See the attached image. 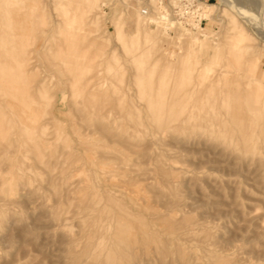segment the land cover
<instances>
[{
    "label": "rangeland",
    "instance_id": "374dc122",
    "mask_svg": "<svg viewBox=\"0 0 264 264\" xmlns=\"http://www.w3.org/2000/svg\"><path fill=\"white\" fill-rule=\"evenodd\" d=\"M160 1L0 0V264H264V0Z\"/></svg>",
    "mask_w": 264,
    "mask_h": 264
},
{
    "label": "built area",
    "instance_id": "2783aa9c",
    "mask_svg": "<svg viewBox=\"0 0 264 264\" xmlns=\"http://www.w3.org/2000/svg\"><path fill=\"white\" fill-rule=\"evenodd\" d=\"M197 0H179L178 4L176 5V10H174L173 16L177 18L178 22H182L187 26H193V23L197 24L198 26L201 25L204 18H200L195 11ZM173 7V6H172ZM143 13H146V10H143Z\"/></svg>",
    "mask_w": 264,
    "mask_h": 264
},
{
    "label": "bare ground",
    "instance_id": "6f19581e",
    "mask_svg": "<svg viewBox=\"0 0 264 264\" xmlns=\"http://www.w3.org/2000/svg\"><path fill=\"white\" fill-rule=\"evenodd\" d=\"M224 1V0H223ZM172 3L175 5L176 4V1L174 0V1H172ZM163 3L159 0V3H158V5H157V7H158V13H157V15H156V17H153L152 15V17H151V22H159L160 21V18L162 17H168L169 16V12H168V9L165 7V6H163L162 5ZM149 7L150 6H148V7H142V8H140V13H142V15L143 16H145V17H150V15H149ZM151 8L152 7H150V10H151ZM160 9V10H159ZM206 9H207V7H206V4H204V3H201V2H197L196 3V8H195V11L197 12V15L200 17V18H204V19H206L207 17V15H206V13H207V11H206ZM143 10H146V13L144 14L143 13ZM152 11V10H151ZM169 18V17H168ZM168 22L171 24V23H173V22H176V21H172L171 19H168ZM193 26L195 27V28H199V26L195 23H193ZM67 37L69 38V37H71V35L70 34H68L67 35Z\"/></svg>",
    "mask_w": 264,
    "mask_h": 264
}]
</instances>
